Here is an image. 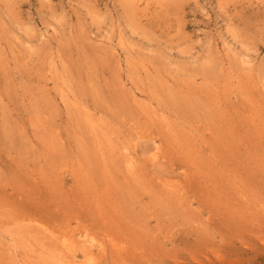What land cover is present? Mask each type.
Wrapping results in <instances>:
<instances>
[{
	"label": "rangeland",
	"instance_id": "1",
	"mask_svg": "<svg viewBox=\"0 0 264 264\" xmlns=\"http://www.w3.org/2000/svg\"><path fill=\"white\" fill-rule=\"evenodd\" d=\"M0 264H264V0H0Z\"/></svg>",
	"mask_w": 264,
	"mask_h": 264
}]
</instances>
